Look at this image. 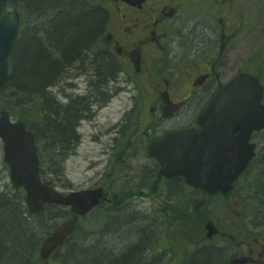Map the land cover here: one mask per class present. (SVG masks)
I'll list each match as a JSON object with an SVG mask.
<instances>
[{
  "label": "bare ground",
  "instance_id": "6f19581e",
  "mask_svg": "<svg viewBox=\"0 0 264 264\" xmlns=\"http://www.w3.org/2000/svg\"><path fill=\"white\" fill-rule=\"evenodd\" d=\"M95 3H99L98 7L105 11V24H100L99 18L90 16L86 18L84 29L85 27L81 26L84 22L81 21L85 16L81 18L80 13L89 16L87 8H94V0H39L32 5L28 0H20L16 7L19 34L16 53L10 62L12 71L9 72L7 83L0 88V115L17 111L16 113L20 114L27 112L29 117L31 110H43L40 111L38 120L28 118V121L22 122L25 125L28 123L26 130L33 135L39 163L45 165L44 177L42 170H39L42 185L64 196L78 192L58 191L65 162L77 154L79 141L76 130L90 120L92 108L102 111L107 106V96L114 86L131 85L134 96L136 95L135 86L130 82L112 83V61L107 54L111 44L106 45L101 37L102 33L107 32L106 24L110 19L112 7L110 5L120 2L100 0ZM1 6L5 10V5ZM130 6L135 7L131 4ZM3 14L0 11V19ZM71 22L76 27L74 35L65 37L62 41L61 30ZM82 29L85 31L84 35H81ZM86 34H89V39ZM38 47L42 48L44 55L38 56L34 53ZM35 56H38V61L46 67V74L43 78L34 80L28 89L29 93H18V88L25 85V78L23 74L14 73V68L25 73L28 62L36 68L32 62ZM254 74L253 71L247 73L250 77L260 78ZM83 76L88 80V86L79 89L81 85L74 81ZM227 83L225 82L224 87L229 84ZM68 90L73 91L74 95L66 94ZM124 93H127V90L118 87L112 98ZM134 96L130 98L131 102ZM198 99L199 97L195 101ZM204 101L206 99L202 98L199 102ZM137 115L135 112L132 116ZM134 119L130 116L128 121ZM67 129V133H63ZM2 149L3 163L9 171L11 185H7L5 180L0 178V264H241L242 260L235 251L236 247H215L211 246L209 241H202L205 232L208 240L216 235L209 220L213 213L223 218L225 211L239 210L241 203L247 206V219L250 221L247 241L252 244L255 239L264 242V193L259 194L260 204L257 202L256 205L257 197L247 199L246 195L241 196L236 190L241 180L253 170L256 160L248 164L228 193L219 191L209 194L197 189L180 175H170L174 168L172 165L163 166V160L158 159L159 164H137L114 159L113 155L117 150L112 142V146L103 148L106 150L104 156L108 157L104 175L101 172L96 174L99 176L98 182H102V185L87 189H102L104 205L93 207L82 214H75L71 207L62 204L44 205L41 211L34 212L29 205V195L25 188L16 186L12 180L11 176L15 171L6 160L4 144ZM98 163L99 161H93L94 168L97 169ZM262 165L264 162L258 168ZM121 179L122 181L116 183ZM105 183L110 185L107 189ZM125 187L130 193L128 199L123 201L126 203L109 198L108 192L112 188L115 195L119 196ZM234 193H239L241 198L238 201L226 205L211 203L218 198L227 200ZM145 200L151 204L142 210L146 205L141 202ZM160 201H164L166 207L163 212L158 205H153ZM198 210H202L201 214H196ZM218 210L221 211L217 212ZM172 221L184 226V242L170 236ZM199 221L204 227L198 232L193 230L191 223ZM206 223L210 224L206 226ZM61 228L69 232V237L45 258L44 250L49 247L50 239ZM161 234L167 235L169 251L161 246ZM182 253L188 254L187 260L178 258ZM162 257L172 259L173 262L166 263Z\"/></svg>",
  "mask_w": 264,
  "mask_h": 264
},
{
  "label": "flooded vegetation",
  "instance_id": "af4514ba",
  "mask_svg": "<svg viewBox=\"0 0 264 264\" xmlns=\"http://www.w3.org/2000/svg\"><path fill=\"white\" fill-rule=\"evenodd\" d=\"M110 6L107 32L101 34L103 42L111 44L110 77L112 83L130 82L136 90L117 128L109 130L117 150L113 156L159 164L158 151L151 147L185 130L201 132L200 118L225 82L250 72L240 69L239 55H232L244 32L242 0H147L141 9L124 3ZM252 10L256 14L255 6ZM202 98L206 101L199 102ZM135 112L138 115L132 116ZM130 116L135 118L131 122ZM108 194L115 195L114 189ZM214 214L209 220L216 235L208 240L205 232L202 241L236 247L241 264H264V242L247 241V206L241 203L223 218Z\"/></svg>",
  "mask_w": 264,
  "mask_h": 264
},
{
  "label": "water",
  "instance_id": "95a60500",
  "mask_svg": "<svg viewBox=\"0 0 264 264\" xmlns=\"http://www.w3.org/2000/svg\"><path fill=\"white\" fill-rule=\"evenodd\" d=\"M19 1L0 0L5 5L0 19V88L10 77V58L19 34ZM113 1L141 6L146 0ZM263 99L264 87L259 79L247 74L236 77L209 104L200 119L202 132L187 130L162 143L164 152L159 159L165 161L163 166L172 165L170 175H180L209 194L228 193L256 155V145L250 141L254 132L264 130ZM0 138L6 148V160L15 171L12 180L25 188L34 212L41 211L46 204H62L71 207L73 213L82 214L104 198L102 189L64 196L43 186L33 135L26 130L25 123L12 122L7 112L0 115ZM68 235L63 228L58 230L44 250V257L48 258Z\"/></svg>",
  "mask_w": 264,
  "mask_h": 264
},
{
  "label": "rangeland",
  "instance_id": "374dc122",
  "mask_svg": "<svg viewBox=\"0 0 264 264\" xmlns=\"http://www.w3.org/2000/svg\"><path fill=\"white\" fill-rule=\"evenodd\" d=\"M39 0H28L32 5L34 2ZM100 0H98L99 2ZM253 1L254 5H253ZM26 3V2H23ZM256 8V14H253L252 7ZM242 9H243V18L240 20L242 26H244V32L238 38V42L235 44V51L233 52L240 57L238 59L241 60L240 69L243 67L245 69H249L250 71L255 72L257 74L264 85V0H242ZM1 11V8H0ZM245 14H248L246 16ZM105 17V16H103ZM28 18V16H27ZM26 18V23H27ZM251 56V57H250ZM253 57V61L250 63L251 58ZM36 71L35 67H32L31 62H28L25 68V86L29 87L33 82L34 72ZM31 78H30V77ZM30 78V79H29ZM76 84L81 85L79 89H85L88 86V80L83 76L80 79H76L74 81ZM119 89L127 90V93L121 94L119 97H114L115 92ZM66 94L74 95L73 91H66ZM134 92L131 85H116L114 86L113 91L109 92V103L102 110H96L92 108L90 120L87 123H83V127L76 130V135L78 137V145L77 154L72 156L67 162L64 164V170L62 178L58 184V191L61 193L70 192V191H82L87 189L97 188L102 185V182L99 183V176H96L98 172H101L104 175V168L106 166V158L103 154L106 151V146H112V133L109 134L110 128H117L119 120L122 118V115L131 107L130 98L134 96ZM21 109V108H20ZM19 109V110H20ZM18 110V111H19ZM40 111L43 110H35L30 111V116L28 117V113L20 114L14 112H10L11 116L14 120L21 119H32L35 120L40 117ZM96 111V112H95ZM99 124V125H98ZM97 139V141H96ZM255 140L259 145L258 148V157L253 166V170L249 175L246 176L241 182L237 185L236 190L241 194V196L246 195V198H251L259 196L264 193V165L259 169L258 167L262 162H264V132L256 135ZM96 141V142H95ZM93 161L99 163L97 164V169L93 166ZM92 166V167H91ZM96 167V165H95ZM257 170H255V168ZM0 178L5 180L7 185H11V180L9 177V171L6 169L3 163V149L2 142L0 140ZM110 180V179H109ZM121 180H118V183ZM99 183V185H98ZM106 185H109L105 183ZM110 186V185H109ZM108 186V187H109ZM127 187L123 188V193L119 196L117 195H109V198H113L115 201H126L130 193L127 191ZM242 190V191H241ZM239 193H234L231 197L225 199H214L211 203L216 205H226L233 203L235 200H239L241 197ZM196 198L199 196L194 195ZM245 199V198H244ZM260 204L259 198L256 201V205ZM126 203V202H123ZM142 205L145 203V207H142V210L147 208V205L151 204L148 200L141 202ZM140 205V204H136ZM159 206L160 210L163 212L166 207H164V201H160L158 204H154ZM209 215V213H205ZM196 221V220H195ZM173 225L170 228V236L177 241L184 242V226L175 224L172 221ZM193 230L200 231L204 224L202 222H194ZM166 234H161L160 243L162 248L169 251V244L166 239ZM196 236V235H195ZM176 252L175 250H173ZM188 254H179L178 258L180 260H187ZM163 258V257H162ZM164 262L168 263L169 261L173 262L172 259L163 258Z\"/></svg>",
  "mask_w": 264,
  "mask_h": 264
},
{
  "label": "trees",
  "instance_id": "16d2710c",
  "mask_svg": "<svg viewBox=\"0 0 264 264\" xmlns=\"http://www.w3.org/2000/svg\"><path fill=\"white\" fill-rule=\"evenodd\" d=\"M96 1H98V0H94V8L92 7H89V8H87L88 9V11L87 12H90V15L88 16L87 14L85 15V14H83V13H80V16H81V18L82 17H84L85 16V19L84 18H82L83 20L81 21V22H84V24L83 25H81L84 29H86V18L87 17H90V16H92V18H95V17H97V18H99L100 19V24H101V22H102V25H104L105 24V17H103V16H105V11H102V8L101 7H98V6H100V4L99 3H95ZM97 6V7H96ZM0 8H1V13L3 12V8H2V6H0ZM68 26L67 27H64L63 28V30H61V36H60V39L63 41V38H65V37H70V35L72 36V35H74V31H75V24L73 23V22H71V23H69V24H67ZM80 26V27H81ZM101 27V26H100ZM99 27V28H100ZM81 35H84V33H85V31H83V29H82V31H81ZM86 37H88L87 39H89L90 37H89V34H86ZM34 53H36V54H38V56H41V55H44V53H43V50H42V48H40V47H38L37 49H35V51H34ZM38 56H35L34 58H33V66H36V71L34 72V77H33V82L32 83H34L35 81L34 80H39V79H41V78H43L44 76H45V69L44 68H46L43 64H41L39 61H38ZM20 71H22V70H16V68H14V73L16 72L18 75H21V74H23V77L25 76V73H22V72H20ZM24 72H25V70H24ZM14 76V75H13ZM13 76H12V78H13ZM30 77V76H29ZM12 78H11V81H12ZM31 78V77H30ZM29 78V79H30ZM36 82H38V81H36ZM32 83L30 84L31 86H32ZM31 87L29 86V88L28 87H26L25 85L23 86V88H18V93L19 92H22V93H27L29 90L28 89H30ZM29 93V92H28ZM9 110V109H8ZM21 120H27V119H21ZM28 121V120H27ZM67 131H68V129L67 130H65L63 133H67ZM43 168L45 169V165H44V163H43V165H42V176L44 177V175H45V173H44V175H43Z\"/></svg>",
  "mask_w": 264,
  "mask_h": 264
}]
</instances>
